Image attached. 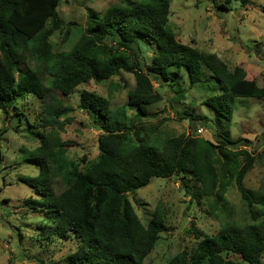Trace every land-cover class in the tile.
Masks as SVG:
<instances>
[{
    "label": "trees",
    "instance_id": "trees-1",
    "mask_svg": "<svg viewBox=\"0 0 264 264\" xmlns=\"http://www.w3.org/2000/svg\"><path fill=\"white\" fill-rule=\"evenodd\" d=\"M235 1L242 6L252 2ZM60 3L0 0V108L8 113L15 107L20 117L18 104L27 92L41 98L48 89L70 95L81 84L111 80L123 71L133 73L136 83L126 103L115 108L105 97L81 91L79 107L106 132L98 140V156L84 166L67 157L68 143L38 134L41 143L28 156L40 165L39 173L20 176L38 194L26 200L27 206L49 215L52 234L76 240V249L69 255L75 264H152L146 258L166 229V213L158 204L144 224L128 194L147 186L154 177L183 180L191 174L202 187L197 196L211 198L217 210L234 182L253 221L224 225L212 235L193 230L199 239L196 244L173 255L167 264H239L232 255L263 264L264 196L258 207L245 185L256 157L246 148L234 151L230 146L245 139L234 141L217 131L213 141L189 132L161 135V145L155 147L145 141L142 130L147 128L146 118L157 116L149 107L165 98L162 89L173 93V106L187 105L182 111L177 108L176 114L190 119L191 128L197 123L210 126L208 116L191 110L196 99H188V93L203 78L207 80L205 68L215 81V92L204 104L215 110L219 122L233 119L237 97H264V86L248 79L244 67L230 69L216 53L178 40L168 26L172 0H119L101 15L89 10L76 41L68 49L56 50L51 36L64 27ZM28 57L37 65L23 67ZM161 123L150 125V130H157ZM237 155L244 156L243 164L237 163ZM56 176L62 177V190H57Z\"/></svg>",
    "mask_w": 264,
    "mask_h": 264
},
{
    "label": "rangeland",
    "instance_id": "rangeland-1",
    "mask_svg": "<svg viewBox=\"0 0 264 264\" xmlns=\"http://www.w3.org/2000/svg\"><path fill=\"white\" fill-rule=\"evenodd\" d=\"M118 1L61 0L59 12L64 27L51 36L54 48L68 49L76 41L86 26L89 10L101 15L110 4ZM223 1L226 0H172L168 26L182 43L216 53L230 69L244 67L248 79H255L264 86V0H252L245 6L233 0L225 7L220 4ZM68 28L71 32L67 38ZM147 52L151 54V50ZM131 57L135 61L134 55ZM36 65L31 57L22 62L23 67ZM204 72L207 80L203 78L204 82L188 93V99H196V103L190 105L191 110L208 116L210 126L197 123L191 128L190 119H181L176 114L177 108L182 111L187 105L174 103L173 106L170 102L173 93L162 89L165 98L150 105L149 111L157 116L146 118L147 128L142 134L146 136L145 141L155 147L161 145L162 136L187 135L189 132L213 141L217 139V131L234 141L239 137L250 141L230 146L234 151L246 148L256 157L246 175L245 185L256 197V205L261 207L260 199L264 196V97H237L233 119L219 122L215 110L204 104V100L215 92L211 72L206 68ZM47 74L45 72L46 77ZM135 83V75L123 71L111 80L101 83L91 80L81 84L70 95L48 89L41 98L27 92L18 104L22 110L20 117L15 115V107L8 113L0 108V264H75L69 255L76 249V240L52 234L49 215L27 206L26 200L38 197V194L20 176L31 177L39 173L40 165L28 156V152L41 143L39 133H45L52 142L68 143L67 157L81 166L96 159L98 140L106 132L86 109L79 107L81 91L97 93L115 108L126 103L128 91L134 89ZM154 84L158 87L156 82ZM159 121L162 123L153 133L150 125ZM199 128L203 129L202 133ZM236 159L237 163L245 162L244 156L237 155ZM56 178L57 190L65 188L62 177ZM201 189L196 178L188 174L183 180L177 176L154 177L147 186L128 194L144 224L148 223L158 204L166 213V229L146 262L167 264L173 255L196 244L199 239L193 233L195 230L201 235H212L224 225H244L253 221L234 182L217 210L212 207L211 198L197 196ZM231 257L239 264H250L239 255ZM262 260L264 264V255Z\"/></svg>",
    "mask_w": 264,
    "mask_h": 264
},
{
    "label": "built area",
    "instance_id": "built-area-1",
    "mask_svg": "<svg viewBox=\"0 0 264 264\" xmlns=\"http://www.w3.org/2000/svg\"><path fill=\"white\" fill-rule=\"evenodd\" d=\"M198 131H199V133H202L203 129L202 128H199Z\"/></svg>",
    "mask_w": 264,
    "mask_h": 264
}]
</instances>
